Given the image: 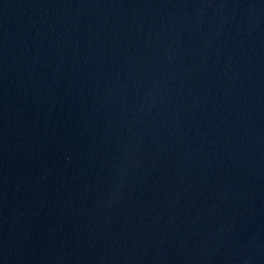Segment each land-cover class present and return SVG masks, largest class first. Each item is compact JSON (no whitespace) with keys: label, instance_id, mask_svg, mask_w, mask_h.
Wrapping results in <instances>:
<instances>
[{"label":"water","instance_id":"1","mask_svg":"<svg viewBox=\"0 0 264 264\" xmlns=\"http://www.w3.org/2000/svg\"><path fill=\"white\" fill-rule=\"evenodd\" d=\"M0 264H264V152L172 0H0Z\"/></svg>","mask_w":264,"mask_h":264}]
</instances>
